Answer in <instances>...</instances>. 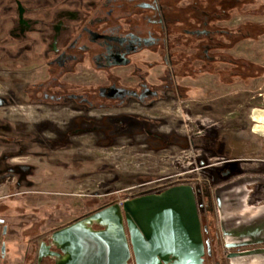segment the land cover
Masks as SVG:
<instances>
[{"label": "flooded vegetation", "instance_id": "flooded-vegetation-1", "mask_svg": "<svg viewBox=\"0 0 264 264\" xmlns=\"http://www.w3.org/2000/svg\"><path fill=\"white\" fill-rule=\"evenodd\" d=\"M5 1L0 12L3 10L8 27L6 37L0 38V56L38 62L41 68L39 78L22 85L19 92L9 80L4 93L12 100V94H21L28 105L43 112L59 108L80 113L100 110L101 118L110 126L101 144L114 141V134L136 130L152 134L150 145L166 143L162 133L148 131L149 124L159 123L156 119L146 123L136 116L141 107L173 100L175 106L182 103L189 107L185 114L192 115L195 109L188 106L189 101H197L200 94H219L221 86L234 87L237 78L252 75L247 69L254 64L236 56L237 43L251 39L252 28L248 19L236 22L235 0ZM231 91L235 92L231 89L228 93ZM81 115L67 131L95 128L89 125L94 118ZM189 120L191 129L199 130L203 124L198 117ZM175 124H179L177 118ZM68 137L62 134L61 142L72 143ZM30 140L34 141L32 137ZM172 185L156 184L139 195L158 193ZM198 199L195 192L202 244L200 264H223L214 204L211 211V204H206L207 211ZM64 225L33 238L23 264H36L40 242L47 244L49 234ZM228 243L231 248L245 245ZM169 247L166 264L183 263L189 256L182 238ZM48 251L59 253L53 246ZM154 256L158 264L164 263L159 252ZM39 264H54V255L42 257Z\"/></svg>", "mask_w": 264, "mask_h": 264}, {"label": "rangeland", "instance_id": "rangeland-1", "mask_svg": "<svg viewBox=\"0 0 264 264\" xmlns=\"http://www.w3.org/2000/svg\"><path fill=\"white\" fill-rule=\"evenodd\" d=\"M237 2L236 22L248 19L251 22L252 36L251 39H241L237 43L236 56L238 60L243 58L254 64L247 69L252 75L247 79L237 78L234 87L221 86L217 92L219 94L200 95L214 104L217 102L214 100L216 96L222 95V102L225 104L222 111L236 109L238 115L241 113L246 118L249 130L253 129L255 123L252 120V109L260 108L264 111V0ZM6 4L5 0H0V8ZM2 12L0 38H5L8 26ZM37 63H25L20 59L0 56V98H3L0 101V118L6 121L5 124H0V140H19L23 145L29 146L25 149L29 154H20L14 156L12 161L0 162V219L5 226L3 233L0 223V264H23L33 238L44 235L53 226L64 225L76 217L156 184L184 181L196 183V174L189 171L193 166H199L193 162L194 155H186L184 151L185 160L178 164L177 169H172L169 165L171 158L169 159L164 149L150 145L148 140L152 138V134H146V131L137 130L129 133L130 135L119 132L113 135L114 141L99 145L98 142L105 138V129L110 128L101 118L103 113L100 110L80 113L59 108L43 112L28 105L21 94H12V100L4 93L9 80L14 81L17 92L22 85L37 80L38 69L41 68ZM231 89L235 92L228 93ZM2 100L8 101V104ZM197 104L199 103L196 101H189L188 106L201 109ZM163 106L164 103H157L148 108L141 107L136 116L147 122L156 119L159 123L149 124L148 131H160L162 137H165L163 132L168 127L181 126L182 132L188 128L192 131V122L189 121L191 114L188 119L185 114L190 112L189 107L185 108L182 103H178L166 110ZM79 115L86 119L94 118L89 125L95 128L76 133L67 131L75 126ZM176 118L178 125L175 124ZM212 119L213 117L205 118L207 121ZM10 130L13 137L9 135ZM192 133L193 131L190 135ZM14 134L20 137H15ZM62 134L69 135L73 142H61ZM252 134L259 149L243 154L254 159V169H247V175L229 178L232 182L217 186V190L214 185L221 183V180L211 181L202 172L200 175L211 186L210 197L215 207L214 217L218 224L223 264H264V122H260L258 130H254ZM23 135L27 139H23ZM30 137L33 140L38 137L40 140L37 138L32 141ZM15 148L16 145H13L12 149ZM180 152L178 155L183 154ZM216 157L223 160V166L233 165L235 169L232 174L238 172L235 166L236 154L227 155L224 150L222 158ZM215 168L207 167L205 172ZM174 170L186 171V174L173 175L171 171ZM170 174L172 177L168 176ZM241 197L246 199L242 200ZM242 206L259 207L260 212L250 218L228 217L225 213ZM228 242H241L245 245L231 248ZM236 250L246 251L232 254Z\"/></svg>", "mask_w": 264, "mask_h": 264}, {"label": "water", "instance_id": "water-1", "mask_svg": "<svg viewBox=\"0 0 264 264\" xmlns=\"http://www.w3.org/2000/svg\"><path fill=\"white\" fill-rule=\"evenodd\" d=\"M181 238L189 256L180 264H200V222L190 183L113 202L52 231L47 244H39L36 264L52 255L54 264H158L155 252L166 264L169 244ZM50 246L59 253L48 251Z\"/></svg>", "mask_w": 264, "mask_h": 264}, {"label": "crops", "instance_id": "crops-1", "mask_svg": "<svg viewBox=\"0 0 264 264\" xmlns=\"http://www.w3.org/2000/svg\"><path fill=\"white\" fill-rule=\"evenodd\" d=\"M200 96H197L198 100L196 102L199 103L197 105L202 110H196L197 108H194V114L190 115V117H198L201 120L203 124L200 126V129H191L193 133L190 135V132L192 131H190L189 128L185 129L184 132H182L179 127L166 128L164 130L165 132L163 133H165L168 142L163 143L161 149H164L166 151V155L168 154L167 156L169 157V159L171 158L169 161V165L172 169L173 167H176L177 169V166H179L178 164L183 163V160H185L184 151H186V155H194L193 162L199 164L202 172L207 167H216L212 170L219 173L218 178L222 181L221 183H217L216 185H214L215 189L217 190V188L221 185H227L231 183L232 180H229V178H233L235 176L242 178L243 175H247V169H254L252 168V161L254 160L253 157L244 155L248 152L251 153V151H255V149L258 150L259 148L252 134L254 130L247 129V125L245 122L246 118L244 119L241 113H239L240 115H238L236 113V109H229L225 112L222 111V109H224L223 107L225 106L224 102H222V95L216 96V98L214 99L217 100L216 104H214V102L209 103V99L204 95H202L201 97ZM229 100H231V98ZM178 102L181 101L178 100ZM163 103L165 104V106L163 107H165V109L167 110L173 107L176 102H174L173 100H169ZM188 116L189 115H186V119H188ZM208 117H213L212 121L205 120V118L207 119ZM210 122L214 123L210 124ZM238 126L239 128H237ZM207 129L210 130L207 131ZM9 135L13 137L12 131L9 133ZM180 139L184 140L181 141ZM14 144L15 143L13 140H8L4 148H0V156L2 157V159H0V162L2 160H13V158H10L8 160L6 156L7 151L12 147L11 145ZM255 144H257L256 147H254ZM224 150L227 151V155L229 153L236 154L235 158H237V165L235 166L236 169H238L237 173L232 174V170L235 169L233 165L223 166V160L216 157L221 156L222 158V153ZM178 152L183 154L178 155ZM171 172L173 173V175H176L181 173L182 171L174 170ZM241 198L242 200L246 199L245 197Z\"/></svg>", "mask_w": 264, "mask_h": 264}, {"label": "trees", "instance_id": "trees-1", "mask_svg": "<svg viewBox=\"0 0 264 264\" xmlns=\"http://www.w3.org/2000/svg\"><path fill=\"white\" fill-rule=\"evenodd\" d=\"M235 2H236V4L238 3L237 2V0H235ZM0 99H3V98H0ZM4 102L5 103H8V101H5L4 100ZM0 120H1V122H0V124L1 125H3V124H5L6 123V121L4 120V119H1L0 118ZM144 122H146L147 123V121L146 120H144ZM137 131V130H136ZM140 131V130H139ZM14 136L15 137H20V136H16L15 134H14ZM26 136H27V134H26ZM23 139H27V137H25V135H23ZM9 141H11V140H9ZM14 141V146L16 145V148L15 149H12V147L7 151V158L8 159H10V158H13L14 156L16 157L17 155H26V154H29L28 152H27V150H25L26 148H27V145L25 144V145H23V143H21V141H19V140H13ZM6 142L7 141H5V140H0V148L1 149H3L4 148V146H5V144H6ZM25 142H26V140H25ZM98 144L99 145H101V143L100 142H98ZM159 146L158 147H160L161 148V146L163 145V143L162 142H160L159 144H158ZM11 146H13V145H11ZM29 147V146H28ZM19 149H21V150H19ZM194 167V166H193ZM210 171V170H209ZM205 172V170L203 171V175L204 176H206L207 178H209L211 181H217V180H219V178H218V175H219V173H217L216 171L214 172L212 169H211V171L210 172ZM143 178H147V177H143ZM182 183H190V184H193V186H194V190H195V192L197 193V195L199 196V199H198V202L204 207V208H208V206H206V204H211V206L208 208V210L209 211H211L212 210V201H211V197H210V187L211 186H209V184H208V182H206L204 179H201V180H198V181H196V183H192V181H184V182H182ZM173 184V183H172ZM167 185H170V183H168ZM151 188V187H150ZM150 188H148V189H150ZM139 195V192H137V193H134V194H131V195H129L128 197H130V198H132V197H135V196H138ZM105 206V205H104ZM207 208H206V210H207ZM207 210V211H208ZM211 216H209V218H210Z\"/></svg>", "mask_w": 264, "mask_h": 264}, {"label": "bare ground", "instance_id": "bare-ground-1", "mask_svg": "<svg viewBox=\"0 0 264 264\" xmlns=\"http://www.w3.org/2000/svg\"><path fill=\"white\" fill-rule=\"evenodd\" d=\"M252 120L255 122L253 125V130H258L259 123L264 122V111L261 110L260 108L252 109ZM259 212H260L259 207L252 208L249 206H242V207H238L237 209L228 210L225 213L228 217H235V216L244 217L245 216V217L250 218V217H254L258 215Z\"/></svg>", "mask_w": 264, "mask_h": 264}, {"label": "built area", "instance_id": "built-area-1", "mask_svg": "<svg viewBox=\"0 0 264 264\" xmlns=\"http://www.w3.org/2000/svg\"><path fill=\"white\" fill-rule=\"evenodd\" d=\"M189 171H191V172H193V173L196 174V181L200 179L199 166H194V167L191 168ZM183 173H184V172H183ZM183 173H182V174H183ZM184 174H186V172H185ZM193 180H194V179H193ZM127 198H130V197L126 196V198H124V199H127ZM124 199L119 200V201H117V202H118L119 204H121V202H122Z\"/></svg>", "mask_w": 264, "mask_h": 264}]
</instances>
